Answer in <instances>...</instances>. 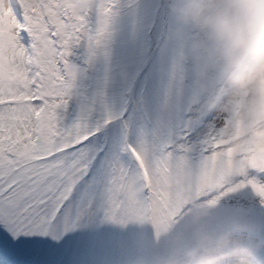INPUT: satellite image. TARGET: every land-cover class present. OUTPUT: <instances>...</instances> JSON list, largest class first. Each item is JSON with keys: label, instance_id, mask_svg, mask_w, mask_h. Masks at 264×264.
<instances>
[{"label": "rangeland", "instance_id": "1", "mask_svg": "<svg viewBox=\"0 0 264 264\" xmlns=\"http://www.w3.org/2000/svg\"><path fill=\"white\" fill-rule=\"evenodd\" d=\"M113 5L104 43L87 59L78 53L74 72L104 150L96 211L60 239L76 245L75 264H264V157L237 153L224 136L228 114L201 107L166 0ZM205 236L213 242L205 247L230 242L206 253Z\"/></svg>", "mask_w": 264, "mask_h": 264}, {"label": "snow or ice", "instance_id": "2", "mask_svg": "<svg viewBox=\"0 0 264 264\" xmlns=\"http://www.w3.org/2000/svg\"><path fill=\"white\" fill-rule=\"evenodd\" d=\"M113 6L0 0V264H75L60 237L95 213L104 174L76 58L104 43Z\"/></svg>", "mask_w": 264, "mask_h": 264}, {"label": "clouds", "instance_id": "3", "mask_svg": "<svg viewBox=\"0 0 264 264\" xmlns=\"http://www.w3.org/2000/svg\"><path fill=\"white\" fill-rule=\"evenodd\" d=\"M166 5L184 59L193 65L201 107L209 115L228 114L224 136L237 153L264 157V0H166ZM204 215L195 218L199 222ZM229 242L223 237L205 247L213 244L205 236L200 246L207 253Z\"/></svg>", "mask_w": 264, "mask_h": 264}]
</instances>
